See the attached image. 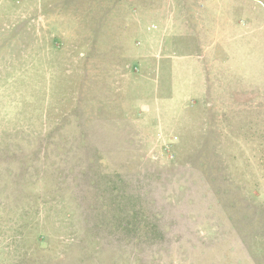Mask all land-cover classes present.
Wrapping results in <instances>:
<instances>
[{"label": "rangeland", "instance_id": "1", "mask_svg": "<svg viewBox=\"0 0 264 264\" xmlns=\"http://www.w3.org/2000/svg\"><path fill=\"white\" fill-rule=\"evenodd\" d=\"M261 1L0 0V264H264Z\"/></svg>", "mask_w": 264, "mask_h": 264}, {"label": "crops", "instance_id": "2", "mask_svg": "<svg viewBox=\"0 0 264 264\" xmlns=\"http://www.w3.org/2000/svg\"><path fill=\"white\" fill-rule=\"evenodd\" d=\"M260 5H261V9H263V7H264V3L261 1V3H260ZM235 6V5H234ZM231 7H232V5H231ZM230 7V8H231ZM261 9H259V10H257V11H261Z\"/></svg>", "mask_w": 264, "mask_h": 264}]
</instances>
